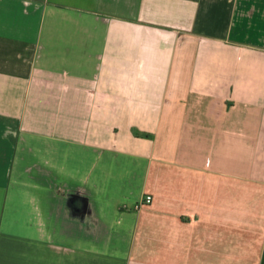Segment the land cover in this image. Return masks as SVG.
Masks as SVG:
<instances>
[{"label":"crops","instance_id":"obj_1","mask_svg":"<svg viewBox=\"0 0 264 264\" xmlns=\"http://www.w3.org/2000/svg\"><path fill=\"white\" fill-rule=\"evenodd\" d=\"M0 264H264V0H0Z\"/></svg>","mask_w":264,"mask_h":264},{"label":"built area","instance_id":"obj_2","mask_svg":"<svg viewBox=\"0 0 264 264\" xmlns=\"http://www.w3.org/2000/svg\"><path fill=\"white\" fill-rule=\"evenodd\" d=\"M151 201H152V196L147 194L144 196L142 203L143 204H149V203H151Z\"/></svg>","mask_w":264,"mask_h":264}]
</instances>
